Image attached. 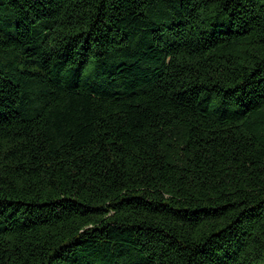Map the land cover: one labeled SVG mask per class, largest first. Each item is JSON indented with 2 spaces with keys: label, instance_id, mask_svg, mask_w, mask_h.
I'll return each instance as SVG.
<instances>
[{
  "label": "trees",
  "instance_id": "obj_1",
  "mask_svg": "<svg viewBox=\"0 0 264 264\" xmlns=\"http://www.w3.org/2000/svg\"><path fill=\"white\" fill-rule=\"evenodd\" d=\"M0 264H264V0H0Z\"/></svg>",
  "mask_w": 264,
  "mask_h": 264
}]
</instances>
